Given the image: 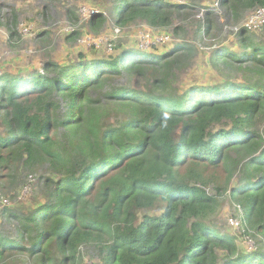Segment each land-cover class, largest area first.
Listing matches in <instances>:
<instances>
[{
    "label": "trees",
    "instance_id": "trees-1",
    "mask_svg": "<svg viewBox=\"0 0 264 264\" xmlns=\"http://www.w3.org/2000/svg\"><path fill=\"white\" fill-rule=\"evenodd\" d=\"M218 3L232 19L264 6ZM190 6L109 1L116 24L142 20L153 29L168 28ZM106 21L94 12L87 27L99 33ZM213 28L207 18L198 37ZM79 36L73 30L65 39ZM195 50L184 42L159 54L125 45L0 75V174L10 177L20 161L27 172H43L44 190L30 213H8L17 236L0 234V264L13 254L83 264L86 245L96 248L98 264H264V37L238 26L232 45L208 56L219 82L182 86ZM225 203L236 206L230 218L243 217L256 249L237 253L236 237L221 224Z\"/></svg>",
    "mask_w": 264,
    "mask_h": 264
},
{
    "label": "rangeland",
    "instance_id": "rangeland-1",
    "mask_svg": "<svg viewBox=\"0 0 264 264\" xmlns=\"http://www.w3.org/2000/svg\"><path fill=\"white\" fill-rule=\"evenodd\" d=\"M110 0H0V75L5 72L30 73L43 70L44 61L56 59L59 63L76 60L78 53H83L86 58H99L115 52V48L133 46L138 49V43L144 27L152 32L170 35V40L160 46H153L152 52L157 54L173 47L177 43H189L196 50L189 61L190 66L182 75V86L188 80L219 82L215 80L219 75L213 72L208 64V56L220 45L231 46L236 37L237 27L243 25L249 16L250 10H243L237 19H232L224 14L218 0H164L171 3H188L190 8L179 13H174L171 25L165 29H153L144 21L136 20L126 26L115 23L109 9ZM72 9L77 19L71 18L68 10ZM91 11L102 12L107 21L99 33L91 32L87 27V20ZM213 11L211 15L209 12ZM12 12L15 20L11 24ZM209 19L213 23V30L207 36L198 37L197 26ZM238 24L234 26V21ZM174 27H179L177 32ZM15 34H11V29ZM118 28V32L115 29ZM73 30H79L80 36L74 41L65 37ZM45 31L47 36L39 37ZM264 37L261 29L252 31ZM111 44V49H109ZM155 47V48H154ZM149 50V51H150ZM215 80V81H214ZM0 133L4 132L0 126ZM43 172H27L20 161L16 162L11 176L0 174V234L3 237L15 238L16 223L8 216L9 212L25 215L30 213L32 205L42 201L44 190L42 188ZM210 189V188H209ZM4 208H6L4 210ZM232 208L224 204L222 226L236 237L237 253L250 252L256 249L257 244L251 236L244 234L241 225L243 217H237L240 227L230 224ZM236 215V214H235ZM241 220V221H240ZM83 264H98V253L94 246L86 245L80 248ZM221 259L227 255L219 250ZM11 264H36L27 256L12 255Z\"/></svg>",
    "mask_w": 264,
    "mask_h": 264
},
{
    "label": "built area",
    "instance_id": "built-area-1",
    "mask_svg": "<svg viewBox=\"0 0 264 264\" xmlns=\"http://www.w3.org/2000/svg\"><path fill=\"white\" fill-rule=\"evenodd\" d=\"M94 11H91L90 15ZM243 27L249 31L259 30L264 27V6L256 7L252 10L249 16L243 23ZM115 32H118V28L115 29ZM170 40V35L165 33L152 32L147 26L144 27L143 32L141 33L138 49L143 51L150 50L153 46H160L163 43H166ZM109 49H111V44H109ZM229 222L233 226L239 225L238 218H230Z\"/></svg>",
    "mask_w": 264,
    "mask_h": 264
},
{
    "label": "clouds",
    "instance_id": "clouds-1",
    "mask_svg": "<svg viewBox=\"0 0 264 264\" xmlns=\"http://www.w3.org/2000/svg\"><path fill=\"white\" fill-rule=\"evenodd\" d=\"M94 13V12H93ZM92 15V14H91ZM262 29V28H261ZM140 50V49H139ZM143 51V50H142Z\"/></svg>",
    "mask_w": 264,
    "mask_h": 264
}]
</instances>
